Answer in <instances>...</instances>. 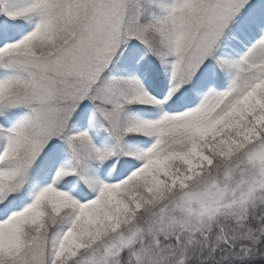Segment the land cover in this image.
<instances>
[{"label":"snow or ice","instance_id":"1","mask_svg":"<svg viewBox=\"0 0 264 264\" xmlns=\"http://www.w3.org/2000/svg\"><path fill=\"white\" fill-rule=\"evenodd\" d=\"M0 264H264V0H0Z\"/></svg>","mask_w":264,"mask_h":264}]
</instances>
